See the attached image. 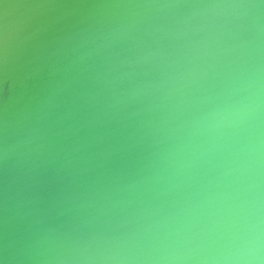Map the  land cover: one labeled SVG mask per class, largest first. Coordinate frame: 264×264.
Segmentation results:
<instances>
[{
	"label": "water",
	"instance_id": "water-1",
	"mask_svg": "<svg viewBox=\"0 0 264 264\" xmlns=\"http://www.w3.org/2000/svg\"><path fill=\"white\" fill-rule=\"evenodd\" d=\"M0 264H264V0H0Z\"/></svg>",
	"mask_w": 264,
	"mask_h": 264
}]
</instances>
